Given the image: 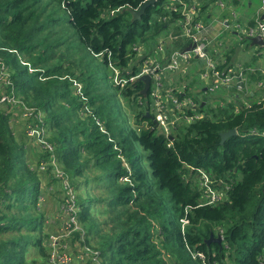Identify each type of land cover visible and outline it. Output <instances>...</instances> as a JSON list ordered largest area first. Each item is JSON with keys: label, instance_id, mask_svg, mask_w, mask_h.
Masks as SVG:
<instances>
[{"label": "trees", "instance_id": "1", "mask_svg": "<svg viewBox=\"0 0 264 264\" xmlns=\"http://www.w3.org/2000/svg\"><path fill=\"white\" fill-rule=\"evenodd\" d=\"M144 1L0 0V58L16 94L45 112L46 139L77 191L83 230L73 232L71 242H94L103 264H260L264 88L260 101L256 93L241 91L236 94L243 100L222 98L225 104L217 107L207 106L205 93L198 108L202 118L177 125L168 138L158 133L146 116L148 111L153 118L149 92H140L143 81L120 86L113 78L115 68L136 72L133 46L152 49L167 28L160 15H169V22L176 18L156 0L141 20L132 21L126 8ZM215 1L201 2V16ZM254 22L251 17L249 26ZM83 47L112 70L111 82L98 80ZM75 52L79 63L70 58ZM247 78L251 84L262 76L254 69ZM116 96L127 111L119 109ZM127 113L134 126H126ZM16 124L0 109V264H49L45 241L60 224L48 223L47 209L61 201L60 183L52 165L44 172L33 167L50 152L28 146ZM231 128L236 134L220 143V133ZM28 150L37 160L31 161ZM198 170L223 192L218 202L206 203ZM92 187L104 193L101 220L91 210L96 197L86 189ZM217 234L221 242L210 239ZM31 246L37 256L28 258Z\"/></svg>", "mask_w": 264, "mask_h": 264}, {"label": "built area", "instance_id": "2", "mask_svg": "<svg viewBox=\"0 0 264 264\" xmlns=\"http://www.w3.org/2000/svg\"><path fill=\"white\" fill-rule=\"evenodd\" d=\"M146 1V0H145ZM156 1V0H154ZM215 4L224 8V0H216ZM137 9V8H136ZM161 9L176 15L175 20L169 22V15H160L161 22L167 24L162 36L156 40L151 50L144 45H134L133 50L138 58L134 61L136 72L130 69H114V81L123 86L128 81L139 80L141 75H149V106L154 99L153 118L156 121L155 128L160 129V134L170 137L177 125L192 123L204 116L198 110L200 100H195L186 90L190 81L183 79L182 74L194 71L198 78L201 91L210 96L220 88L240 90L245 86L248 67L239 61H228L224 50L214 46L213 38L206 35V27L201 20L202 3L196 0H162ZM233 18L238 17L235 11H231ZM256 26L243 28L245 35L240 38H248L261 35L264 40V0L256 11ZM263 15V18L261 16ZM200 17V18H199ZM227 21V20H226ZM240 28V24H236ZM236 29V28H235ZM238 31L236 30V34ZM185 44L187 47L175 46V43ZM178 43V44H179ZM170 48V50H169ZM142 57V58H140ZM262 78L255 81L260 101L263 97L264 69L259 68ZM125 75H121V73ZM128 76V77H127ZM141 81V80H140ZM243 82V85L240 84ZM78 88L80 84H76ZM6 88V87H8ZM144 82H142V87ZM255 94V91H249ZM146 93V94H147ZM256 93V94H257ZM151 96L153 99H151ZM227 99V93L222 95ZM243 100L242 97L239 98ZM244 99L243 103H247ZM16 107V114L22 117V131L25 134L27 145L50 152L48 160H39L36 163L38 171L44 172L49 165L53 166L54 176L60 183V198L57 208L61 213L60 226L49 233L45 244L48 250L49 264H72L73 258H77L83 264H103L99 250L90 248L87 244L71 242L73 232L81 230L78 220V205L76 191L70 184L68 175L62 170L55 159L53 146L47 141L45 127V112L33 103H25L14 91L13 83L6 65L0 58V109L9 111ZM86 111L89 110L85 107ZM12 120L14 118L12 117ZM169 138L168 146L171 145ZM200 188L207 198L206 203H216L220 200L219 191L212 186L210 176L198 170ZM51 190L53 188L49 187ZM264 264V256L260 260Z\"/></svg>", "mask_w": 264, "mask_h": 264}, {"label": "rangeland", "instance_id": "3", "mask_svg": "<svg viewBox=\"0 0 264 264\" xmlns=\"http://www.w3.org/2000/svg\"><path fill=\"white\" fill-rule=\"evenodd\" d=\"M196 1L205 2V0H196ZM247 1L248 0H238V2L235 3L232 0H224V2L226 4L224 8L217 6L215 3H212L206 7V11H205V14L202 16V20L209 24V27H210L209 31L211 34V38L214 39L213 43H214L215 47L219 48L220 51L221 50L229 51L228 47H234L235 51H239V58L240 59L248 60L246 65L249 64V65L255 66L257 61H259V60L264 61V45H262V46H258V45L250 46L248 44V42L246 41V38H240V37L245 35V31H243V28L247 29L249 27L250 15L254 14V12L257 11L258 7L261 4V0H251L250 6L247 5ZM231 11H235L236 14L238 15V17L233 18L231 15ZM208 13L210 14L209 16H207ZM224 18H227V19H224ZM256 18H257V15L254 16L255 22L252 24V26H256ZM221 19L228 20L229 21L228 25L224 26V23L221 24V22H220ZM237 23L240 24V28L236 27ZM236 30L238 31L237 34H235V32H234ZM179 42L180 41H178L177 43H179ZM62 49H64V47ZM83 50H84L83 51L84 59L87 61V63L89 65L92 66V68L95 69V71H96L95 76L98 78V80L101 81V83L103 82L102 84H104V83L108 84L109 82H111L112 81V70L110 68H108L106 65H104L103 63H101L99 56L96 58L91 57L86 52L85 47H83ZM70 58L75 63H79V57H78L76 52L73 54V57H70ZM86 61L81 64L82 70H84V71L87 70V66L84 64V63H86ZM64 64H67V61H64ZM249 69L251 70L250 67H249ZM113 76H114V71H113ZM182 76H183V79H186V81H190L189 82L190 83V92L192 93V96L194 98L200 100L203 97L204 93L200 90L201 87H200V84L198 82V78L195 75L194 71L190 70V72H187L186 74H182ZM250 85H252L251 88H250ZM256 86H258V85L255 83V81H254V83L252 82L250 84V82H248V78H247L246 84L242 88L241 91H243L245 94H248L249 91H253V92L255 91V93H257L258 89H256ZM241 91L240 90L238 91L235 89V92H233V89L228 91L226 88H220L219 90H217L215 93H213L209 97V99L207 100V106L211 105L212 107H217V105L225 104L222 101V95H224L226 93H227L226 103L229 101H232L233 98H237L238 96H239V98H241V97L244 98L245 96H243L241 94L240 95L236 94V92H241ZM116 97H117L119 109L122 110V108H121V106H122L127 111L128 110V107L126 106L127 104L124 103V101L122 99L120 102L119 96H116ZM255 98H257V99L259 98V92L255 95ZM151 99H153L152 96H151ZM153 103H154V99L151 102L149 110L152 113V115H155L154 109H153ZM27 104H29V103H27ZM16 111H17L16 107L10 108V113L8 111L9 116L11 119H12V117L14 118L13 123H17L18 126H22V117L20 115L16 114L15 113ZM127 117H128V121L126 120V117H125L126 126L127 127L134 126V124H133L134 121H133L132 116H130V114L127 113ZM156 131L159 133L160 129L156 128ZM27 152H28L29 157L31 158V161L37 160L33 156L34 154L33 155L30 154L33 151L28 150ZM35 166H36V163H33V167H35ZM93 173H90V175H92ZM49 187L50 186H48V189H49ZM86 190L90 191V193L92 194L93 197H96V199L93 198L92 202H91V210L93 212V216L97 220L103 219L105 217V214L102 213L103 208L101 206V203H102V199L104 197V193L102 192L101 189H96L94 187L89 188V189L87 188ZM219 193L223 198L224 197L223 192L219 191ZM203 196H204V194H203ZM100 199H101V201H98ZM42 202H46V200L43 199L42 201H40V203H42ZM58 204H59V202H58ZM52 210H53L52 204L48 203L47 211H52ZM79 226L81 227L80 222H79ZM102 227H105V226L102 225ZM32 235H33V233H32ZM80 236H84L83 233H81ZM88 246L92 249L96 248L95 247L96 245L94 244V242ZM29 248H30V246H29ZM95 250H97V248ZM35 251H36L35 247L31 246V249L27 253L26 256L29 258V257L37 255V252H35Z\"/></svg>", "mask_w": 264, "mask_h": 264}, {"label": "water", "instance_id": "4", "mask_svg": "<svg viewBox=\"0 0 264 264\" xmlns=\"http://www.w3.org/2000/svg\"><path fill=\"white\" fill-rule=\"evenodd\" d=\"M154 3H155L154 0H146L143 3H141V5L137 9L127 7L126 11L131 15V20L132 21L141 20L142 15L145 13L146 9L149 6L153 5ZM261 18H263V15L261 16ZM247 39L249 40V45L250 46H253V45L262 46V45H264V40L261 37V35H255V36H252V37H248ZM140 58H142V57H140ZM139 80L144 82V86H143V88L141 89L140 92H141V94L145 95L147 93V89H148V86H149L150 76L147 75V74L146 75H141L139 77ZM242 83L243 82H240L241 85H242ZM203 103H202V105H203ZM146 116L151 118V120L156 125L155 119L152 118L151 114L148 111L146 112ZM235 134H236V129L235 128H231L229 130L221 132L220 133V143H222L227 137H230V136L235 135ZM221 238H222V236L220 234H217L216 237H214V238H212V235L210 237V239H215L216 241H219V242H221Z\"/></svg>", "mask_w": 264, "mask_h": 264}, {"label": "crops", "instance_id": "5", "mask_svg": "<svg viewBox=\"0 0 264 264\" xmlns=\"http://www.w3.org/2000/svg\"><path fill=\"white\" fill-rule=\"evenodd\" d=\"M247 5H251V0H248L247 1ZM205 14V13H204ZM210 14L208 13L207 14V16H209ZM256 15V11L254 12V14H251L250 15V18L252 17V18H254V16ZM200 17H201V20H202V16L200 15ZM199 17V18H200ZM224 19H227V18H224ZM224 19H221L220 20V22H221V24L222 23H224V26L225 25H228V23H227V21L226 20H224ZM203 21V20H202ZM203 23L205 24V27H206V35H207V37H209V38H211V34H210V27H209V24L208 23H206L205 21H203ZM235 32V34H236V31H234ZM178 44V43H177ZM184 44H182V43H179L178 44V47L180 46V47H182ZM176 46V45H175ZM184 47H187V46H184ZM229 48V50L230 49H232L231 50V54L229 53V52H227V56L228 55H230V59H231V61H233V62H235V61H239L240 63H242L243 65L244 64H246L247 63V61L248 60H242V59H240L239 58V51H235V49H234V47H228ZM226 51H224V53H225ZM245 67H250L251 68V70H254V69H259V68H264V61H262V60H259V61H257V63L255 64V66H253V65H247V66H245ZM242 85H243V83H242ZM251 94V93H250ZM252 95V94H251ZM17 125V124H16ZM18 126V125H17ZM21 127V126H20ZM51 218H49V221H48V223L49 224H51V226H53V227H55V224H57V226L60 224V222H61V220H62V218H61V213L59 212V209L58 208H55V209H53L49 214H48ZM56 220H57V222H56ZM57 228L55 227L54 228V231L56 230ZM35 256H37V255H35ZM72 264H83V263H80L79 261H78V259L77 258H73V261H72Z\"/></svg>", "mask_w": 264, "mask_h": 264}, {"label": "clouds", "instance_id": "6", "mask_svg": "<svg viewBox=\"0 0 264 264\" xmlns=\"http://www.w3.org/2000/svg\"><path fill=\"white\" fill-rule=\"evenodd\" d=\"M219 191V190H218ZM207 202V201H206ZM220 232H222V229H220ZM221 240H222V238H221Z\"/></svg>", "mask_w": 264, "mask_h": 264}]
</instances>
